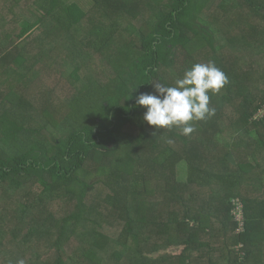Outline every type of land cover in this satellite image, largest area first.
Masks as SVG:
<instances>
[{
	"label": "trees",
	"instance_id": "obj_1",
	"mask_svg": "<svg viewBox=\"0 0 264 264\" xmlns=\"http://www.w3.org/2000/svg\"><path fill=\"white\" fill-rule=\"evenodd\" d=\"M92 1L102 5L107 23L88 33L82 27L87 13L76 0H32L24 7L16 6L19 0L0 1V22L13 29L10 37L0 34V59L8 49L15 53L0 82V185L4 196L16 195L13 224L0 211V263L264 264V115L252 118L264 94L219 62L241 47L261 49L264 0H221V7L237 10L238 25L225 27L203 16L213 0H147L138 20L129 18L124 27L112 16L118 3ZM122 27L138 41L119 39ZM51 31L58 33L54 40ZM195 39L203 45L193 54L212 50L210 60L219 62L228 83L209 92L215 113L194 121L199 132L192 138L176 126L148 125L146 109L134 104L154 83L173 86L193 64L207 63L177 62L176 53ZM57 46L61 69L55 74L74 88L72 96L91 82L82 69L102 55L107 67L98 82L112 107L98 126L69 117L51 122L32 98L5 88L11 77L27 83L30 54L47 57ZM110 47L114 54L103 55ZM233 95L243 98L237 107L229 106ZM180 160L187 163L185 182L175 174ZM94 170L98 175L90 179ZM235 199L242 205L241 227L232 214ZM166 244L183 249L149 256Z\"/></svg>",
	"mask_w": 264,
	"mask_h": 264
},
{
	"label": "rangeland",
	"instance_id": "obj_2",
	"mask_svg": "<svg viewBox=\"0 0 264 264\" xmlns=\"http://www.w3.org/2000/svg\"><path fill=\"white\" fill-rule=\"evenodd\" d=\"M1 1V0H0ZM24 1V2H23ZM72 1V0H69ZM74 1V0H73ZM82 7L85 9L87 16L84 18L82 27L84 28V33H88L89 30L93 29L95 26L98 27L100 22H104L105 19L103 14H105L104 9L101 7H97L92 0H76ZM107 5L113 6L114 3H118L120 8L117 11H114L112 16L119 20L120 25L123 27L126 26L127 22H129V18L138 20L137 18L139 15L144 11L143 4L147 0H102ZM154 1V0H152ZM167 0H157L159 2H165ZM221 0H213L207 8L203 11V16L208 21L216 22L225 27L226 25L233 24L238 25L235 21V17L237 14V10L232 9L231 6L225 4V7H221L220 2ZM32 0H19L16 6L19 3L23 4V7L26 6L25 3L31 4ZM12 4V3H10ZM12 8L15 9V5L12 4ZM8 6V5H7ZM110 6V7H111ZM22 7V8H23ZM6 17L9 16L10 11L7 9L4 10ZM18 16V15H17ZM237 20V19H236ZM134 22V21H133ZM105 24L107 21L104 22ZM12 24H9L10 26ZM120 29L119 35L117 37L119 39L120 36H123L125 40H132L137 42V38L134 35H129L123 29ZM141 30L145 33L149 31V26L145 23L140 24ZM12 27L5 28L4 25L0 22V34L5 33L4 37H10L12 34ZM58 33L51 31L49 35L50 40H54ZM251 40V38H249ZM257 41L262 42V47L254 46L251 48L250 46L241 47V49L235 50L234 53L230 55H223L222 64L229 67L235 68L238 71H241L243 74V78L241 79L242 84L247 88L254 87V92L258 94V96H262L264 93V40L262 38H257ZM203 45L202 41L198 39L193 40V43L190 44L189 47L186 49H182L176 53L177 62L180 64L183 60L189 61V63L194 61V59L198 62L201 61H212L210 60L212 50L204 49L200 55L193 54L197 49H199ZM113 50H104V54H114L115 48L110 47ZM35 52L33 49H31ZM207 50V51H206ZM9 52V53H8ZM195 55V56H192ZM15 53L8 49V51L1 55L0 59V82H3L4 77V68L12 63V58L14 57ZM191 55V56H190ZM197 55V56H196ZM37 55L30 54L28 57L29 62L31 63V70L28 73V81L26 84L20 83L18 84L14 81L11 77V80L6 82L5 88L10 92L11 90L17 91L15 89H19L23 96L27 99L33 100V104L38 110L41 109L42 114L46 116V118L51 121L55 122L60 120L63 117H69L74 122L81 126H98V118L104 115L112 106H109V103L106 102V98L108 95L104 92L102 87L99 84L100 75L103 77L105 76L104 67H107L105 62L102 60V55L97 54L89 60V64L82 69V76L87 77L90 75V80L88 86L76 96L74 95V88L67 84L66 80L62 77H59L55 73L61 69V48L59 46L55 47L52 51H50L47 57H41L35 59L34 57ZM219 62H214L217 67H219ZM109 66V65H108ZM99 76V77H98ZM245 93L248 94L247 91ZM72 96V97H70ZM234 96V95H233ZM241 96L246 99L247 95L242 92ZM236 95L233 97V105L229 104V106L233 107L234 104H239L243 98ZM256 97V96H255ZM234 107V108H236ZM233 110V109H232ZM251 120V118L249 119ZM190 124L194 127V131L191 133L193 134L192 138L197 134L198 126L194 121H190ZM207 124V121H204ZM190 135V136H191ZM51 140V137H49ZM107 156V155H105ZM185 160H180L175 165V174L176 178L179 182H185L187 178V166ZM91 172V171H90ZM98 174L96 171H92L89 174V178H93ZM164 175V173H163ZM157 179V177H155ZM163 179L161 173L158 176V181ZM28 185V184H27ZM29 186V185H28ZM5 185H0V211L2 214V218L6 224H13L14 218L13 215L16 212V209L13 205V200L16 198V195L13 194L12 197L4 196V188ZM185 191L189 192L191 189L187 187V185L182 186ZM26 190V189H25ZM24 192L23 200L27 201L30 197ZM22 192V193H23ZM50 211L57 213L56 207L51 208ZM172 255L174 252L170 250L163 249L161 247L158 251L154 254L149 256H159V255ZM3 264V263H0Z\"/></svg>",
	"mask_w": 264,
	"mask_h": 264
},
{
	"label": "clouds",
	"instance_id": "obj_3",
	"mask_svg": "<svg viewBox=\"0 0 264 264\" xmlns=\"http://www.w3.org/2000/svg\"><path fill=\"white\" fill-rule=\"evenodd\" d=\"M227 83L226 74L213 61L196 63L173 86L154 83V91L137 95L134 106L146 109L142 119L148 125L157 129L176 126L187 136L195 130L190 121L205 120L215 113L209 107V92L218 93ZM16 264H25V261L18 259Z\"/></svg>",
	"mask_w": 264,
	"mask_h": 264
},
{
	"label": "built area",
	"instance_id": "obj_4",
	"mask_svg": "<svg viewBox=\"0 0 264 264\" xmlns=\"http://www.w3.org/2000/svg\"><path fill=\"white\" fill-rule=\"evenodd\" d=\"M264 115V103L261 105V108H259L257 110V112L255 113V115H253V119H259L260 117H262ZM234 205H233V209H232V214L233 217L236 221H239L240 225L239 227H241L242 223V205L240 203V201L238 199L234 200Z\"/></svg>",
	"mask_w": 264,
	"mask_h": 264
},
{
	"label": "crops",
	"instance_id": "obj_5",
	"mask_svg": "<svg viewBox=\"0 0 264 264\" xmlns=\"http://www.w3.org/2000/svg\"><path fill=\"white\" fill-rule=\"evenodd\" d=\"M163 249L170 250L174 252V254H176V253H181L183 246H176L175 244H172V245L166 244L163 246Z\"/></svg>",
	"mask_w": 264,
	"mask_h": 264
}]
</instances>
